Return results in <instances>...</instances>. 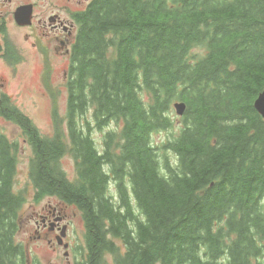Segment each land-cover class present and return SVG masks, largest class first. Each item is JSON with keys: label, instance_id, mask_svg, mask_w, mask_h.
Here are the masks:
<instances>
[{"label": "trees", "instance_id": "trees-1", "mask_svg": "<svg viewBox=\"0 0 264 264\" xmlns=\"http://www.w3.org/2000/svg\"><path fill=\"white\" fill-rule=\"evenodd\" d=\"M77 23L65 130L55 119L42 136L0 97V118L32 151L34 203L55 197L81 211L84 264H264V120L253 108L264 88V0H93ZM176 101L186 104L178 124ZM89 117L112 127L101 148ZM19 159V142L0 131V264H39L17 240L27 203Z\"/></svg>", "mask_w": 264, "mask_h": 264}, {"label": "rangeland", "instance_id": "rangeland-1", "mask_svg": "<svg viewBox=\"0 0 264 264\" xmlns=\"http://www.w3.org/2000/svg\"><path fill=\"white\" fill-rule=\"evenodd\" d=\"M30 29L26 30H12L13 36L16 38L14 42L21 47L25 46L23 42V35L30 33ZM25 51V50H24ZM23 54L26 56V54ZM58 60L57 62H59ZM66 63L63 69L65 70ZM40 70L42 66L40 61L35 55L27 56L26 59L18 66L15 73V78L10 85L5 87L4 91L7 95L13 97L16 107L21 109L23 113L31 119L33 125L39 130L42 136L52 137L54 134L55 119L61 120L62 129H66V123L64 121L67 113V100L68 92L65 85L62 68L59 67L53 73L47 75V87L40 77ZM8 77V71L6 69H0V77ZM13 75V72H12ZM175 115V113H173ZM91 126H94L93 119L89 117ZM177 124L179 123L176 116ZM104 127L103 131L108 129ZM86 130V128H84ZM0 131L5 133L10 140L18 141L20 146V159L18 165V173L16 177V190H27V203L24 205L20 218L22 226L17 240L23 244L28 252V262L33 260L39 262V264H62L66 262L57 255L63 254V250L60 249L56 253L44 240L32 239L33 225L30 223L32 214L36 211L37 205L32 200L33 187L29 176V159L31 158L32 151L30 146L23 141L21 130L11 122L0 118ZM62 131V130H61ZM92 138L95 140L98 148L102 146V133L97 129H92ZM166 140V132H158L154 136V141L157 144ZM62 168L64 169L69 180L74 181L76 178L75 166L73 160L66 156L61 161ZM45 200L54 201L56 198L47 197ZM57 201V200H56ZM68 217L72 221L68 235L65 240L70 242L73 246L74 255L79 258L78 262H84V256L86 254V230L81 211L77 207H71L68 209ZM64 215V214H63ZM231 228L228 224H225L224 235L230 239L232 245L237 244V240L231 238V234L228 233ZM234 236V235H233ZM235 238V236L233 237ZM118 245L119 242H116ZM241 248V245L239 246ZM201 258L204 259L202 255ZM105 262H110L109 256H104Z\"/></svg>", "mask_w": 264, "mask_h": 264}, {"label": "flooded vegetation", "instance_id": "flooded-vegetation-1", "mask_svg": "<svg viewBox=\"0 0 264 264\" xmlns=\"http://www.w3.org/2000/svg\"><path fill=\"white\" fill-rule=\"evenodd\" d=\"M92 1L0 0V69L8 71L7 78L2 75L0 77V97L6 95L5 87L14 80L18 66L27 56L35 55L40 61L42 70L39 74L43 82L49 73L61 67L65 84L67 83L71 48L78 33L77 17ZM20 9H25L24 12H30V15L20 13L22 19L18 23L16 14ZM26 29L31 31L23 35L25 46L21 51L18 43L14 42L16 38L12 35V30ZM58 60L60 61L57 62ZM69 208L71 207L56 200L42 201L30 221L33 225L32 239L45 240L55 253L62 249L63 254L56 255L63 256L66 264H79L72 244L65 240L72 223L67 214Z\"/></svg>", "mask_w": 264, "mask_h": 264}, {"label": "water", "instance_id": "water-1", "mask_svg": "<svg viewBox=\"0 0 264 264\" xmlns=\"http://www.w3.org/2000/svg\"><path fill=\"white\" fill-rule=\"evenodd\" d=\"M25 9H20V12L16 14V21L20 23L22 16L21 14H25L26 16L30 15V12L25 13ZM21 13V14H20ZM254 107L257 112L264 117V91L258 96L257 100L254 103ZM174 108L176 109V113L180 116L183 115L185 111V104H175Z\"/></svg>", "mask_w": 264, "mask_h": 264}, {"label": "bare ground", "instance_id": "bare-ground-1", "mask_svg": "<svg viewBox=\"0 0 264 264\" xmlns=\"http://www.w3.org/2000/svg\"><path fill=\"white\" fill-rule=\"evenodd\" d=\"M200 3H202V2H200ZM231 3V2H230ZM229 3V4H230ZM233 3V2H232ZM234 5V4H233ZM191 6V5H190ZM204 6V5H203ZM229 6V5H228ZM212 8V7H211ZM236 11V10H235ZM196 12V11H195ZM205 12V11H204ZM209 12V11H208ZM203 13V12H202ZM169 15V14H168ZM210 15V14H209ZM208 15V16H209ZM249 15H251V14H249ZM206 16V15H205ZM247 16V15H246ZM252 16V15H251ZM156 17V16H155ZM179 17V16H178ZM161 18V17H160ZM193 18V17H192ZM248 18V17H247ZM197 19V18H196ZM226 19V18H225ZM236 19V18H235ZM254 19V18H253ZM202 20V19H201ZM214 20V19H213ZM168 21V20H167ZM179 21V20H178ZM205 22V21H204ZM260 22V21H259ZM165 23V22H164ZM257 23V22H256ZM242 24V23H241ZM208 28V27H207ZM253 30V29H252ZM121 31V30H120ZM248 31H250V30H248ZM258 31V30H257ZM122 32V31H121ZM119 33V32H118ZM127 34V33H126ZM127 36V35H126ZM261 36V35H260ZM258 37V36H257ZM209 38V37H208ZM216 39V38H215ZM214 40V39H213ZM262 40V39H261ZM228 44H229V42H228ZM227 51V50H226ZM252 52V51H251ZM254 52V51H253ZM257 56V55H256ZM236 57V56H235ZM242 58V57H241ZM252 58V57H251ZM238 59V58H237ZM225 61V60H224ZM257 61V60H256ZM209 62V61H208ZM244 62V61H243ZM245 63V62H244ZM255 63V62H254ZM257 63V62H256ZM259 63V62H258ZM210 64V63H209ZM261 65V64H260ZM248 66V65H247ZM241 67V66H240ZM245 70V69H244ZM228 74V73H227ZM220 83V82H219ZM256 100V99H255ZM254 103H255V101H254ZM242 137V136H241ZM248 137V136H247ZM262 137V136H261ZM232 139V138H231ZM242 140V139H241ZM242 142V141H241ZM227 148V147H226ZM246 170V169H245ZM261 186V185H260ZM100 192V191H99ZM95 207V206H94ZM97 212V211H96ZM102 217V216H101ZM103 221V220H102ZM185 237V236H184ZM162 263V262H161Z\"/></svg>", "mask_w": 264, "mask_h": 264}]
</instances>
